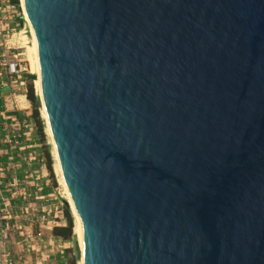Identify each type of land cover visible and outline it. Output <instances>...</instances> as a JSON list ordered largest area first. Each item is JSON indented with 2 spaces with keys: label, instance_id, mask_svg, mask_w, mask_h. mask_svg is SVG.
Masks as SVG:
<instances>
[{
  "label": "water",
  "instance_id": "obj_1",
  "mask_svg": "<svg viewBox=\"0 0 264 264\" xmlns=\"http://www.w3.org/2000/svg\"><path fill=\"white\" fill-rule=\"evenodd\" d=\"M24 4L83 264H264V0Z\"/></svg>",
  "mask_w": 264,
  "mask_h": 264
},
{
  "label": "built area",
  "instance_id": "obj_2",
  "mask_svg": "<svg viewBox=\"0 0 264 264\" xmlns=\"http://www.w3.org/2000/svg\"><path fill=\"white\" fill-rule=\"evenodd\" d=\"M3 30L8 37L7 28L0 29V34ZM12 48V42L10 43L7 39L4 43L0 41V264H57L54 257L55 251L57 248L63 251V247L53 243L52 238H45L43 235L46 226L44 214L40 213L42 208L37 204L31 208V205H27L24 200L33 193H29L20 181L29 183L27 180L29 179L33 183L35 174L28 166L23 177L15 176V168L20 167L21 164L14 160V151L15 147L23 148L22 136L18 137L19 135L14 133L13 122L17 121L14 118L8 121L7 108H3L2 104L4 100H8L10 96L8 90L14 82L24 84L22 76L26 68L21 63L22 59L18 58L20 53H12ZM3 94L5 95L2 97ZM16 143L18 145H15ZM17 192L21 200L18 206L20 212L24 213L23 217L19 218L14 214L16 210L14 196ZM34 192H38L35 198L43 199L41 187L34 188ZM22 220H27L28 225L22 223ZM35 221L38 222V229L33 231L30 228ZM28 228L30 231H27Z\"/></svg>",
  "mask_w": 264,
  "mask_h": 264
},
{
  "label": "rangeland",
  "instance_id": "obj_3",
  "mask_svg": "<svg viewBox=\"0 0 264 264\" xmlns=\"http://www.w3.org/2000/svg\"><path fill=\"white\" fill-rule=\"evenodd\" d=\"M19 16H22L23 18L22 21L19 19ZM25 18L26 17H25L24 11L22 9V6L20 5V0H19L18 9L16 8L12 0H0V29H6V28L8 29L7 30L8 37H6V34H4L5 30H3V32L0 34V41L1 43H4L5 40L7 39V41H10V43L12 42V45H13L12 53L14 54H16L17 52L20 53L18 58L22 59L21 63H23V66H25L26 68L25 72L29 74H35L34 71H32L33 68L31 64L33 61V51H32L33 36L30 32V27ZM22 78L24 77L22 76ZM35 79L31 78L33 88H34V93L39 98L40 93L37 90ZM23 80H24V84H19L18 81L13 83V86L8 90V92H10V96L8 97L7 101L4 100L2 107L3 108L6 107L8 109L19 108V109H23L24 111L25 110L29 111L27 114L28 116L24 115V117L22 118V121L20 123V126H22V130L20 131V134H18L19 136L17 135L18 137L22 136L23 148L16 149L17 147H15V151H14L15 157L16 158L20 157L22 159L21 160L22 168L21 167L15 168V176L18 177V174H17L19 172L18 169H24L23 165H26L25 168L29 166L35 170V168H39L41 164H43L44 166L43 170L45 171L44 177L46 178V180L44 179L45 186L39 183L37 185L28 183L27 187L30 186V188L29 190L27 189V191L29 193H33V194H30L33 196L29 195L24 200H26L27 205H31V208L32 207L34 208L36 204L38 206V204L42 201V198H39V200L35 198L36 196H38V192H34V190H32L31 188V185L35 189L36 187L37 188L41 187V191H43L44 189L47 191L48 189L52 187L50 190V193L46 194V197H47L46 199H45V195L41 194L43 198L46 200V201L44 200V202H46L45 204L46 210L44 214V217H45L44 224L47 229L48 227H52L53 225L56 226V225H62L65 223V219L63 216V205H64V200H66V193H65V188L61 182V173L59 172L57 168V162L54 158V152H53L54 149L51 143V138L49 134L46 132V123H45V118L43 114V107L41 106L39 102L40 117L41 119H43V122L45 125L44 126L45 140H46V144H48L50 147L49 151L52 157V168H53V173H54L55 184H53V180L49 176V173L45 167V154H44L43 143H41L40 141L39 135L35 127V123L31 118V104L27 100L26 96L24 95L25 89L27 88V83H29V80H27L26 78H24ZM4 95L5 94H3L2 97ZM24 106H28V107L24 109L23 108ZM15 145H18V144L16 143ZM27 180L30 182L29 179ZM19 197L20 195L17 192L16 196H14V203H15V209H16L14 211V214L18 215V218L20 216L23 217L24 215V213L20 212V207L18 206L19 204H21V200ZM50 202L56 204V206L58 207H52L51 210H49L51 205H53ZM66 205L69 207L70 213L73 217L72 231L74 234V238H72V240H65V243H66L65 250L67 251L66 254H68V257H69V255L72 256L74 254L73 248L75 247L77 250V257H78L77 264H80V257L78 256L80 255V247H79L78 236H77V233L75 232V219H74V215H73L70 204H66ZM34 223H36L37 229H38V222L35 221ZM44 230H43V235L45 236L47 234H45Z\"/></svg>",
  "mask_w": 264,
  "mask_h": 264
},
{
  "label": "trees",
  "instance_id": "obj_4",
  "mask_svg": "<svg viewBox=\"0 0 264 264\" xmlns=\"http://www.w3.org/2000/svg\"><path fill=\"white\" fill-rule=\"evenodd\" d=\"M12 2L16 6V8L18 9L19 8V0H12ZM19 19L22 21V19H23L22 16H19ZM23 77L26 78L27 80H29V83H27L25 96L31 104V118L35 123V127H36L37 133L39 135L40 141H41V143H43L44 154H45V167L49 173V176L53 180V184H55L54 173H53V168H52V157H51L50 151H49L50 147L48 144H46L45 132H44V126L45 125H44L43 119H41L40 113H39V107H40L39 98L34 93V88H33V84H32L30 74L25 72V73H23ZM63 216L65 219V225L53 226L51 229V233L53 236H58V237L62 238L63 240H72V238H74V234L72 231V229H73V217L70 213L69 207L66 204L63 205ZM73 252H74V254L72 256L69 255L65 264H77L78 257H77V250L75 247L73 248Z\"/></svg>",
  "mask_w": 264,
  "mask_h": 264
},
{
  "label": "crops",
  "instance_id": "obj_5",
  "mask_svg": "<svg viewBox=\"0 0 264 264\" xmlns=\"http://www.w3.org/2000/svg\"><path fill=\"white\" fill-rule=\"evenodd\" d=\"M28 106H24L23 108L24 109H26ZM23 109H19V108H12V109H6V111H7V117H8V121L9 120H11L12 118H14L17 122H13V127H14V130H16V131H14V132H16L17 134H20V131L22 130V126H20V123H21V121H22V118L24 117V115H27L28 114V112L29 111H22ZM14 160L16 161V162H19L20 164H21V158L20 157H18V158H16L15 157V155H14ZM33 163V162H32ZM34 164V163H33ZM25 166L26 165H23V167H24V169H18V178H21V177H23V175H24V172L27 170V167L25 168ZM20 167L22 168V165H20ZM30 169H32L33 170V174H35L34 175V177L35 178H33L34 179V181H33V183H39V184H42L43 186H45L44 184H45V180H46V178L44 177L45 176V171L43 170V168H44V166H43V164H41V166L39 167V168H35V170L32 168V167H29ZM37 178V179H36ZM41 178V179H40ZM45 179V180H44ZM20 180H22V179H20ZM24 181V180H23ZM23 181H20L21 182V184H24L25 186H26V189H28L29 190V188H30V186L29 187H27V182L26 181H24V183H23ZM26 183V184H25ZM30 183H32V182H29V184ZM32 183V184H33ZM31 188H32V190H34V188H33V186L31 185ZM52 188V187H51ZM51 188L50 189H48L47 191L44 189L43 191H41V194H44L45 195V199L47 198L46 197V194L47 193H50V190H51ZM44 198L42 199V201L38 204L39 205V207H41L42 208V211L40 212V213H42V214H45V210H46V202H44V200H45ZM39 200V199H38ZM46 201V200H45ZM50 203H52V202H50ZM41 204V205H40ZM53 205H51V207H50V209H49V207H48V209L49 210H51V208L52 207H58V206H56V204H54V203H52ZM23 222L22 223H27L26 225H28V221L27 220H22ZM62 225H65V223L64 224H62ZM54 226V225H53ZM52 226V227H53ZM52 227H48L47 229H45L44 230V232H45V234H47V235H45V238H52V240H53V243H55L56 245H60V246H62L63 247V251H60V249H58L57 248V250L55 251V255H54V257H55V260H56V263L57 264H65L66 263V261H67V259H68V254H66V250H65V248H66V243H65V240H63L62 238H60V237H58V236H53L52 235V233H51V229H52ZM31 230H33V231H36L37 230V225H36V223H34L33 225H32V227L30 228ZM30 229L28 228L27 229V231H30Z\"/></svg>",
  "mask_w": 264,
  "mask_h": 264
},
{
  "label": "bare ground",
  "instance_id": "obj_6",
  "mask_svg": "<svg viewBox=\"0 0 264 264\" xmlns=\"http://www.w3.org/2000/svg\"><path fill=\"white\" fill-rule=\"evenodd\" d=\"M20 5L22 6V9H23L24 14H25V17H26L27 14H26L24 0H20ZM30 32H31V34L33 36V39H32L33 61L31 63L32 64V68H33L32 71H34L35 75L37 76L36 79H35V84L37 86V90L40 93V96L39 97L41 98L40 81H39V67H38V57H37V48H36L35 37H34V34H33V32H32L31 29H30ZM41 101H42V99H41ZM43 114H44V118H45V121H46V115H45L44 108H43ZM46 132L50 136V133H49V130H48L47 125H46ZM53 152H54V158H55V160L57 162V168H58L59 172L61 173L60 167H59V163H58L57 158H56L55 150ZM61 182H62V184H63V186L65 188L66 200L68 201V204H70L71 209H72V212H73V215H74V219H75V232L77 233V236H78L80 253H81L80 264H83V259H82L83 239H82L81 220H80L79 216L77 215V213L75 212V210L73 208V204H72V201L70 199V195L68 193L67 187H66V185H65V183L63 181L62 175H61Z\"/></svg>",
  "mask_w": 264,
  "mask_h": 264
}]
</instances>
